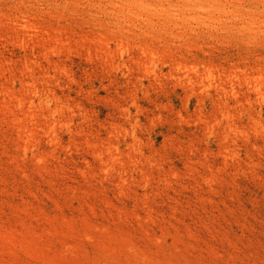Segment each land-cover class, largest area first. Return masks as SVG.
I'll return each mask as SVG.
<instances>
[{
    "label": "rangeland",
    "instance_id": "obj_1",
    "mask_svg": "<svg viewBox=\"0 0 264 264\" xmlns=\"http://www.w3.org/2000/svg\"><path fill=\"white\" fill-rule=\"evenodd\" d=\"M206 1L0 0V264H264V0Z\"/></svg>",
    "mask_w": 264,
    "mask_h": 264
},
{
    "label": "bare ground",
    "instance_id": "obj_2",
    "mask_svg": "<svg viewBox=\"0 0 264 264\" xmlns=\"http://www.w3.org/2000/svg\"><path fill=\"white\" fill-rule=\"evenodd\" d=\"M226 2H227V0H207L206 3H203V4L200 3L201 5L199 4V8L200 9H203V8L207 9L208 8L212 12L218 11V12L222 13L225 11L224 9L226 8V5H227ZM231 7L234 9H239V7H237V6L232 5ZM237 16H240V14ZM23 27H25V26H23ZM261 86L262 85L260 83H258L256 86V89L259 93L261 92Z\"/></svg>",
    "mask_w": 264,
    "mask_h": 264
}]
</instances>
